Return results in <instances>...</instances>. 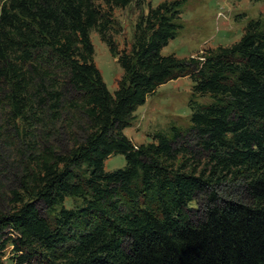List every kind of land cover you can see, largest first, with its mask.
Instances as JSON below:
<instances>
[{"label":"trees","instance_id":"trees-1","mask_svg":"<svg viewBox=\"0 0 264 264\" xmlns=\"http://www.w3.org/2000/svg\"><path fill=\"white\" fill-rule=\"evenodd\" d=\"M186 1L147 4L119 51L114 11L145 0H0V264L8 246L14 264H264V17L163 56ZM91 31L122 69L113 94ZM179 78L189 126L134 145V111Z\"/></svg>","mask_w":264,"mask_h":264},{"label":"rangeland","instance_id":"rangeland-1","mask_svg":"<svg viewBox=\"0 0 264 264\" xmlns=\"http://www.w3.org/2000/svg\"><path fill=\"white\" fill-rule=\"evenodd\" d=\"M166 0H145V3H132L124 9L114 11V17L120 24V33L113 36L119 51L128 50L132 41L134 25L141 14L147 13V4L152 7ZM171 1V0H168ZM179 24L181 28L175 39L161 50V55H175L177 58L192 57L207 49L219 46L227 47L237 42L246 24L253 19L264 17V0H187L181 7ZM93 46V61L101 74L107 90L113 94L122 75V69L95 31L90 32ZM192 81L179 78L169 81L155 89L145 103L133 113L131 126L123 134L134 145L152 143L156 132L166 131L170 124L179 127L189 126L192 97ZM200 104L209 102L208 97H197ZM126 165L123 155H113L104 161L105 172L122 169ZM200 198L190 204L197 208ZM72 199L64 201V207L70 208ZM4 264H14L12 247L2 252Z\"/></svg>","mask_w":264,"mask_h":264}]
</instances>
